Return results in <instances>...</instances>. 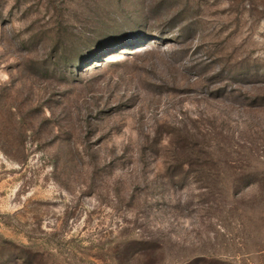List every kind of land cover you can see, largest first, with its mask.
<instances>
[{
	"label": "rangeland",
	"instance_id": "374dc122",
	"mask_svg": "<svg viewBox=\"0 0 264 264\" xmlns=\"http://www.w3.org/2000/svg\"><path fill=\"white\" fill-rule=\"evenodd\" d=\"M261 191L264 0H0V264H264Z\"/></svg>",
	"mask_w": 264,
	"mask_h": 264
},
{
	"label": "trees",
	"instance_id": "16d2710c",
	"mask_svg": "<svg viewBox=\"0 0 264 264\" xmlns=\"http://www.w3.org/2000/svg\"><path fill=\"white\" fill-rule=\"evenodd\" d=\"M256 181V180H255ZM254 181V182H255ZM252 183H254L253 181H251ZM261 195H264V192H262L261 191ZM219 264H231V263H227V262H225V261H221V262H219Z\"/></svg>",
	"mask_w": 264,
	"mask_h": 264
}]
</instances>
